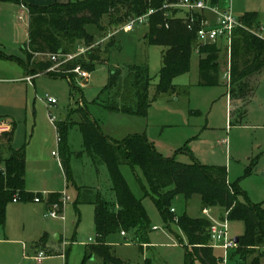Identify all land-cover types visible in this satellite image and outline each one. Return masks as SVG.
Here are the masks:
<instances>
[{
    "label": "rangeland",
    "instance_id": "rangeland-1",
    "mask_svg": "<svg viewBox=\"0 0 264 264\" xmlns=\"http://www.w3.org/2000/svg\"><path fill=\"white\" fill-rule=\"evenodd\" d=\"M35 1L47 5L54 1L74 0ZM3 3L0 10V133L9 129L8 124L16 125L13 147L25 146L24 189L27 193H60L69 199L63 206L61 218H45L48 208L43 203L21 200L8 203L5 224L0 228V264H38L35 257L40 252L46 258L39 264H105L99 257H86V246L96 243L95 209L92 205L78 204L77 196L78 188L86 187L98 189L108 201L114 200L106 166L92 162L83 150L82 136L76 126L69 127L67 132L68 178L58 163L55 125L78 122L81 112L88 113L102 134L115 142L141 136L165 159L191 164L193 158L210 169L226 168L227 183L238 185L244 199L264 210V69L255 79L251 97L245 103H230L226 55H220L219 85L205 87L199 84L198 56L193 53L189 71L171 82L175 92L162 94L151 103L146 117L122 113L105 106L112 98L105 91L111 71L121 70L117 87L122 93L127 92L128 67L132 65L147 66L151 79L149 99L154 95V86L159 83L164 49L151 45L144 38L145 26H139L131 33L116 34L111 40L114 45L111 54L104 50L97 52L99 62L89 73L85 85L77 76L70 84L68 78L46 74H36L28 83L23 67L2 58L5 55L27 61L26 11L20 5L14 9L9 1ZM227 7L237 20L245 14H257L254 30L264 38V0H228ZM123 14L112 13L111 26L108 16L104 15L100 20L104 32L96 26H86L95 43L93 48L112 34L113 17L119 18ZM108 42L105 41L103 47ZM82 47L78 44V48ZM46 60L47 57L35 56L25 62L29 76L33 75L30 67ZM47 99L55 100V104L48 103ZM79 153L81 156L77 157ZM120 172L133 195L141 201L151 229L146 236L148 244L142 248L132 233L109 235L105 244L111 247L112 256L123 264H185L186 253L190 250L186 236L174 221H164L143 172L127 165H122ZM171 208L176 216L185 214L191 219L207 221L209 233L226 226L230 240L244 235L242 222H228L222 208H205L197 195L187 201L174 200ZM54 235L62 242L55 244L52 241ZM221 245V242L209 240L215 258L223 257ZM236 249L237 245L229 254ZM254 251L247 264L254 260L264 264V248L257 247ZM235 262L232 259L229 264ZM194 264L202 263L195 260Z\"/></svg>",
    "mask_w": 264,
    "mask_h": 264
},
{
    "label": "trees",
    "instance_id": "trees-1",
    "mask_svg": "<svg viewBox=\"0 0 264 264\" xmlns=\"http://www.w3.org/2000/svg\"><path fill=\"white\" fill-rule=\"evenodd\" d=\"M7 1L18 3L14 0H0ZM177 1L170 0L171 3ZM209 2L221 8L228 5V0ZM164 3L165 0H74L66 3L56 1L49 5L23 2L28 15V58L25 62H29V59L32 60L35 56L74 54L78 44L84 48L91 47L95 43L93 37L87 33L86 26H96L99 31L104 32L100 25L101 18L107 15L111 26L112 13L118 15L124 12L119 18L113 17L112 21L115 23L111 28L113 32L108 35L109 38L106 36V40L103 39L109 40L104 47L102 44L105 41L74 60L60 65L56 69L58 73L47 72L54 66L50 60L37 62L30 67L33 74L30 76L46 74L68 78L72 84L76 76L73 70L79 68L86 70L88 74L93 72L96 63L99 62L97 52L104 50L106 54H111L114 46L111 41L113 37L120 32L125 33L122 28L130 20L154 10L147 23L140 25L146 27L144 38L151 45L164 49L159 83L154 86L152 99L148 98L151 79L147 66L132 65L128 67L130 82L127 92L122 93L117 87L121 70L111 71L105 91L112 98L108 99L105 106L122 113L146 117L151 103L162 94L175 92L171 82L175 77L189 71L193 53L198 56L199 84L205 87L219 85L221 46L218 42L201 45L196 52L195 31L187 30L179 11L163 10ZM169 13L170 16H166ZM257 19V14H245L239 19L245 28L236 29L232 36L227 86L230 103L236 101L245 103L253 94L255 79L264 69V39L254 30ZM2 58L17 62L29 76L25 62L5 55H2ZM10 125L9 131L0 133V228L5 224L6 206L13 202V199L32 202L35 196L42 197L40 193H27L24 189L26 150L25 146L18 149L13 147L16 125L14 123ZM71 126L78 127L83 150L92 162L106 166L115 196L113 201H108L98 189L78 188L77 203L92 205L95 209L96 243L86 246V257H99L105 264L109 262L123 264L112 256L111 247L105 244L106 238L115 233H132L137 243L141 244V248L142 245L148 244L146 236L151 229L150 220L141 201L133 195L121 174L122 165H127L132 170L139 168L143 172L164 221H174L186 236L190 250L186 253L185 264H194L195 260L202 264L221 263L219 258L213 256L212 248L209 247L211 238L208 222L188 218L185 214L175 215L171 204L179 198L187 201L197 195L205 208L220 207L224 210L228 222L239 221L244 224V235L238 238L236 251L229 254V263L233 259L236 261L235 264H247L248 258L257 247L264 248V210L244 199V193L238 185L227 183L226 168L210 169L193 158L191 164L165 159L141 136L115 142L102 134L99 125L88 113L81 112L78 122L55 125L59 139L60 166L66 178L70 174L67 132ZM3 154H7V157L4 158ZM76 155L80 157L81 153ZM60 198L59 193L48 194L46 204H57L62 208ZM250 264L260 263L254 260Z\"/></svg>",
    "mask_w": 264,
    "mask_h": 264
},
{
    "label": "built area",
    "instance_id": "built-area-1",
    "mask_svg": "<svg viewBox=\"0 0 264 264\" xmlns=\"http://www.w3.org/2000/svg\"><path fill=\"white\" fill-rule=\"evenodd\" d=\"M163 10H177L180 12V18L183 20L188 31H195L197 48L206 44H214L219 41L226 43V46L230 48L233 33L236 29L245 28L240 20L234 18L228 7L221 8L218 5H211L209 0H178L177 2L171 3L170 0H165L162 7ZM154 14V10H149L144 16L130 20L122 30L125 33L132 32L136 26H140L147 23V19L150 15ZM166 16H170L166 14ZM195 27H197L195 29ZM253 32V31H252ZM256 33V32H255ZM110 36H108L109 38ZM107 38V39H108ZM106 40V39H105ZM105 40H102L96 45H101ZM89 48H78L74 54L67 55H49L47 59L54 63V66L47 70V72H58L56 69L67 62L74 60L75 58L85 54ZM73 73L80 78V80L87 81L89 74L76 68ZM25 81L30 83L32 77H26ZM50 104H55V100L47 99ZM53 123V121L51 120ZM59 141L57 137V142ZM56 157L57 155L53 153ZM68 196L61 194L60 202L61 206L54 204L51 206L49 212H47L45 218H61L60 210H63L65 202L68 201ZM17 198L13 199V202H17ZM35 203L41 202V197L35 196L33 198ZM173 211V210H172ZM124 235V233H121ZM210 238L221 242L220 248L224 254L222 258H219L221 264H229V253L236 248L233 240H230L227 235L226 226L223 229L213 230L209 233ZM45 255L40 252L36 257L35 261L39 264L45 259Z\"/></svg>",
    "mask_w": 264,
    "mask_h": 264
},
{
    "label": "crops",
    "instance_id": "crops-1",
    "mask_svg": "<svg viewBox=\"0 0 264 264\" xmlns=\"http://www.w3.org/2000/svg\"><path fill=\"white\" fill-rule=\"evenodd\" d=\"M14 1H17L18 3H15V2H11V5L14 7V9H16L17 7H19L18 5H20L21 7H24V5H23V2H26V3H31V4H36V5H39L35 0H14ZM54 2H56V1H54ZM4 3L3 2H0V10H2L3 9V7H4V5H3ZM52 4V3H51ZM10 5V6H11ZM47 5H49V4H47ZM12 8V7H11ZM24 9H25V11H26V13L24 14L25 15V18H26V28H28V15H27V10H26V8L24 7ZM256 32V34L259 36V33H258V31H255ZM27 37H28V31H27ZM261 37V36H260ZM262 38V37H261ZM264 39V38H263ZM218 44L221 46V48H222V53H224L225 55H226V57H227V64H226V66H227V68H228V65H229V50H230V48H228L227 46H226V43L225 42H223V41H219L218 42ZM28 77H32V76H28ZM226 77L228 78V73L226 74ZM83 82H82V85H85L86 83H87V81H85V80H82ZM8 130L7 131H9L10 130V128H11V125L10 124H8ZM52 155H53V153H52ZM54 156V155H53ZM55 157V156H54ZM57 157V156H56ZM58 163H59V165H60V161H58ZM61 167V166H60ZM49 194V193H48ZM48 194H42V197H41V202H39V203H43L45 206H46V208H48V212L50 211V209H51V206L52 205H47L46 204V199H47V195ZM60 194V193H59ZM180 199V198H179ZM178 199V200H179ZM32 202H34V201H32ZM35 203V202H34ZM63 211V210H62ZM54 236H57V235H54ZM53 236V237H54ZM123 236V235H122ZM53 237H52V241L55 243V244H57V243H60V240H61V238L58 236V240L57 241H55V240H53ZM61 242H62V240H61ZM64 244V243H63Z\"/></svg>",
    "mask_w": 264,
    "mask_h": 264
},
{
    "label": "water",
    "instance_id": "water-1",
    "mask_svg": "<svg viewBox=\"0 0 264 264\" xmlns=\"http://www.w3.org/2000/svg\"><path fill=\"white\" fill-rule=\"evenodd\" d=\"M53 240L57 241V240H58V236H54V237H53ZM233 242H234L235 245H237V244H238V238H235V239L233 240Z\"/></svg>",
    "mask_w": 264,
    "mask_h": 264
}]
</instances>
